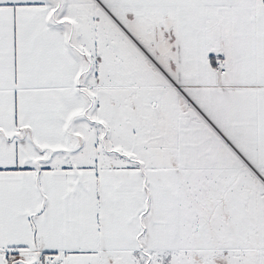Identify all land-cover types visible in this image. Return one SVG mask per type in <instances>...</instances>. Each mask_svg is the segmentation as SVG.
Listing matches in <instances>:
<instances>
[{
	"label": "snow or ice",
	"instance_id": "obj_1",
	"mask_svg": "<svg viewBox=\"0 0 264 264\" xmlns=\"http://www.w3.org/2000/svg\"><path fill=\"white\" fill-rule=\"evenodd\" d=\"M0 264H264V0H0Z\"/></svg>",
	"mask_w": 264,
	"mask_h": 264
}]
</instances>
